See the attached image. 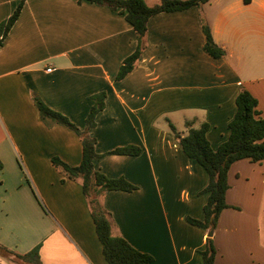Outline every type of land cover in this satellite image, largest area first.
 <instances>
[{
    "label": "crops",
    "instance_id": "1",
    "mask_svg": "<svg viewBox=\"0 0 264 264\" xmlns=\"http://www.w3.org/2000/svg\"><path fill=\"white\" fill-rule=\"evenodd\" d=\"M20 1L0 0V23ZM207 4L214 12H204ZM241 11L250 13L248 19L239 18ZM202 21L224 56L204 50ZM136 44L133 26L107 5L24 0L0 46V243L20 254L41 243L40 264H109L81 180L68 178L51 160L80 164L81 137L64 124L46 123L33 100L37 95L83 129L91 96L105 91V107L89 129L103 154L94 167L136 187L99 196L112 233L151 254L150 264H204L207 236L215 264H264V160L231 164L226 201L232 207L220 213L209 236L211 229L187 220L204 218L207 172L171 130L184 135L187 126L207 122L216 148L228 137L243 88L257 98L264 117V0H210L151 17L135 67L117 80ZM128 145L140 152L105 154ZM8 155L20 156L31 178L17 165L9 170ZM12 263L0 255V264Z\"/></svg>",
    "mask_w": 264,
    "mask_h": 264
},
{
    "label": "trees",
    "instance_id": "2",
    "mask_svg": "<svg viewBox=\"0 0 264 264\" xmlns=\"http://www.w3.org/2000/svg\"><path fill=\"white\" fill-rule=\"evenodd\" d=\"M89 1L118 10L124 14L125 19L135 31L136 48L124 58L120 65L116 76V79L120 80L133 70L145 48L148 22L151 17L162 12H176L195 6L199 7L210 0H160L153 5L147 4L145 0ZM23 4L24 0H21L9 18L0 23V46L17 20ZM202 29L205 34L204 50L215 58L224 56L226 51L215 42L207 22L202 21ZM105 96V91L91 96L94 103L86 116V124L83 129L75 125L66 115L50 108L37 95H33V100L39 109L41 119L46 123L64 124L81 137L83 154L80 164L72 166L58 157H53L52 162L68 178L81 180L82 190L87 197L96 233L107 262L109 264H150L153 261L151 254L140 251L125 237L112 233L110 213L99 199V196L108 190L131 191L136 188L124 177L110 178L94 167V160L103 154L96 152V138L89 134V129L96 125V115L105 107ZM235 103V114L228 123V137L216 148L212 147L207 137L206 133L209 128L207 122H203L199 127L187 126V132L184 135L177 132L171 125V130L179 140L183 152L195 159L207 172L208 183L201 190V193L208 194L203 206L204 218L200 220L187 217V220L208 230L215 228L220 213L230 206L226 201V192L230 187L228 171L231 164L243 158H248L252 162L264 160V117L261 116V112L257 108V98L243 88L237 94ZM139 152V147L128 145L117 147L105 154L136 155ZM0 168H2L1 162ZM40 247L41 243H38L29 251L20 254L0 243V255L10 259L12 264H40ZM201 254L204 264H215L216 248L212 237H206L205 248L201 250Z\"/></svg>",
    "mask_w": 264,
    "mask_h": 264
},
{
    "label": "rangeland",
    "instance_id": "3",
    "mask_svg": "<svg viewBox=\"0 0 264 264\" xmlns=\"http://www.w3.org/2000/svg\"><path fill=\"white\" fill-rule=\"evenodd\" d=\"M149 2H154L153 0H148ZM224 3L228 2V1H233V0H223ZM211 3V2H210ZM212 7H213V4H212ZM209 4L206 5V8H203L204 9V12H206L207 10H211V12H214V9L212 8ZM250 16V13L246 12V11H241L239 12V18L240 19H243V20H246L248 19V17ZM261 69L264 70V59L262 60V63H261ZM178 129L180 130L184 128L183 124H176ZM14 147V146H13ZM53 158V157H52ZM52 160V159H51ZM6 166L10 168L13 166V165H17L19 168H21L23 170V173H25L26 177L27 178H31L30 177V174L28 171L25 170V164L23 159H21L20 156H9L7 157L6 161H4ZM22 173V176L24 178V175ZM38 195V203L40 205V208L42 209V211H45V212H48L46 206H45V203L42 201V199L39 197V194L37 193ZM229 207H232V205H230ZM228 208V207H227ZM224 210V209H223Z\"/></svg>",
    "mask_w": 264,
    "mask_h": 264
},
{
    "label": "water",
    "instance_id": "4",
    "mask_svg": "<svg viewBox=\"0 0 264 264\" xmlns=\"http://www.w3.org/2000/svg\"><path fill=\"white\" fill-rule=\"evenodd\" d=\"M213 234V229H211L208 233L209 236H211Z\"/></svg>",
    "mask_w": 264,
    "mask_h": 264
},
{
    "label": "built area",
    "instance_id": "5",
    "mask_svg": "<svg viewBox=\"0 0 264 264\" xmlns=\"http://www.w3.org/2000/svg\"><path fill=\"white\" fill-rule=\"evenodd\" d=\"M47 70H48V71H51V70H52V68H51V67H48V68H47Z\"/></svg>",
    "mask_w": 264,
    "mask_h": 264
}]
</instances>
